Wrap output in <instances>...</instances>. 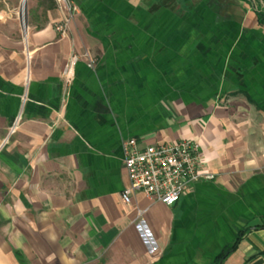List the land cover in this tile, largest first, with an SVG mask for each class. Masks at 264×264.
Instances as JSON below:
<instances>
[{
    "label": "crops",
    "instance_id": "1",
    "mask_svg": "<svg viewBox=\"0 0 264 264\" xmlns=\"http://www.w3.org/2000/svg\"><path fill=\"white\" fill-rule=\"evenodd\" d=\"M22 1L0 0V264H214L244 229L222 264H264L255 0H75L64 35L56 0ZM133 137L195 141L216 177L126 204Z\"/></svg>",
    "mask_w": 264,
    "mask_h": 264
},
{
    "label": "built area",
    "instance_id": "2",
    "mask_svg": "<svg viewBox=\"0 0 264 264\" xmlns=\"http://www.w3.org/2000/svg\"><path fill=\"white\" fill-rule=\"evenodd\" d=\"M65 12L56 29L62 35L67 33L69 23L80 12L74 0H56ZM257 12H264V0L253 1ZM86 59L93 68L96 61L89 54L73 55L63 74L66 85L75 80L76 64ZM138 138L123 140V162L129 185L122 193L123 201L129 204L132 196L142 192L155 201L175 205L197 183L212 181L215 174L207 172L200 155V146L195 141L179 140L172 143L142 145Z\"/></svg>",
    "mask_w": 264,
    "mask_h": 264
},
{
    "label": "trees",
    "instance_id": "3",
    "mask_svg": "<svg viewBox=\"0 0 264 264\" xmlns=\"http://www.w3.org/2000/svg\"><path fill=\"white\" fill-rule=\"evenodd\" d=\"M259 22L264 25V12L258 13ZM264 228V222L258 226ZM248 231V229L241 230L234 242V244L228 248H226L215 260L214 264H222L223 261L232 253V251L238 246L239 242L241 241L243 235Z\"/></svg>",
    "mask_w": 264,
    "mask_h": 264
},
{
    "label": "rangeland",
    "instance_id": "4",
    "mask_svg": "<svg viewBox=\"0 0 264 264\" xmlns=\"http://www.w3.org/2000/svg\"><path fill=\"white\" fill-rule=\"evenodd\" d=\"M13 1H15V2H17L18 4L21 2V4L23 5L24 4V1H22V0H13ZM75 1V0H74ZM23 2V3H22ZM57 2V1H56ZM27 3H28V0H27ZM189 82H190V80H183V87L186 89H188V84H189ZM233 94H235V95H240V93H242L241 91H237V90H234L233 92H232ZM214 94H216V96L218 95V92L217 91H215V93Z\"/></svg>",
    "mask_w": 264,
    "mask_h": 264
}]
</instances>
